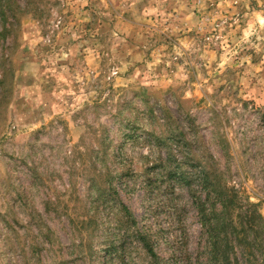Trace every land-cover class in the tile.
I'll use <instances>...</instances> for the list:
<instances>
[{
  "label": "rangeland",
  "instance_id": "rangeland-1",
  "mask_svg": "<svg viewBox=\"0 0 264 264\" xmlns=\"http://www.w3.org/2000/svg\"><path fill=\"white\" fill-rule=\"evenodd\" d=\"M206 172L264 218V0H0V264H214Z\"/></svg>",
  "mask_w": 264,
  "mask_h": 264
},
{
  "label": "trees",
  "instance_id": "trees-1",
  "mask_svg": "<svg viewBox=\"0 0 264 264\" xmlns=\"http://www.w3.org/2000/svg\"><path fill=\"white\" fill-rule=\"evenodd\" d=\"M228 147L231 148L230 142ZM174 158V157H173ZM178 170H182L178 168ZM212 175L206 172L203 175V189L208 191V197L219 204L218 211L208 208L204 200L199 199L196 208L202 218L206 219L203 226L207 227L214 264H239L238 253L235 246L240 248V256L248 260L250 255L256 256V253L264 254V218L258 212L259 205H251V209L239 216V227L235 226L231 215L235 213L237 202L234 190H224L215 185ZM189 178L184 176L182 181L190 186ZM212 192V193H211ZM215 207V206H214ZM127 215H131L128 209H125ZM240 228V229H239ZM142 244L147 253L153 259L158 256L150 243L143 238Z\"/></svg>",
  "mask_w": 264,
  "mask_h": 264
}]
</instances>
